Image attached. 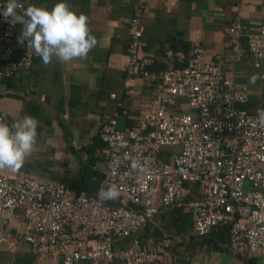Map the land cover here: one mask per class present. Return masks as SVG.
<instances>
[{
  "label": "built area",
  "instance_id": "obj_1",
  "mask_svg": "<svg viewBox=\"0 0 264 264\" xmlns=\"http://www.w3.org/2000/svg\"><path fill=\"white\" fill-rule=\"evenodd\" d=\"M27 1L18 3L27 8ZM6 4L0 0V93L4 80L38 58L26 44L16 51L20 29L2 15ZM143 13L144 0H135L125 72L149 79L152 95L140 102L130 126H118V111L103 115V169L96 192L74 191L26 172L12 178L0 173L5 250L13 252L22 240L31 253H47L62 264L158 263L163 247L141 244L138 233L160 207L175 204L189 209L196 235L226 225L228 250L264 256V103L252 111L241 108L249 99L248 86L227 74L249 56L264 79V20L252 25L236 15L224 27L227 56L193 40L185 51H166L165 68L153 73L155 57L143 51ZM0 121L6 122L1 116ZM133 159L140 169H132ZM112 184L120 196L102 200L101 188Z\"/></svg>",
  "mask_w": 264,
  "mask_h": 264
},
{
  "label": "crops",
  "instance_id": "obj_2",
  "mask_svg": "<svg viewBox=\"0 0 264 264\" xmlns=\"http://www.w3.org/2000/svg\"><path fill=\"white\" fill-rule=\"evenodd\" d=\"M134 1L66 0L77 14L82 12L89 17L92 34L97 38L87 59L69 63L53 60L44 66L38 57L30 68L4 80L0 116L11 125L32 115L39 126L32 156L19 172L0 170L1 174L12 178L26 172L74 191L96 192L103 169V144L99 137L103 115L118 111V126H130L139 113L140 102L149 98L153 90L149 79L125 72L128 20ZM57 2L28 0L26 4L51 10ZM236 15L252 25L261 22L264 0H144L143 51L155 57L151 72L165 68L166 51H185L193 40H199L214 55L227 56L229 44L224 27ZM17 25L21 34L22 25ZM13 44L20 52L26 42L22 45L17 38ZM250 66L251 58L246 56L227 74L248 86L249 99L239 106L252 111L264 103V79L259 70ZM253 74L259 77L255 85L249 84ZM17 213L18 222L22 223V213ZM223 228L215 227L208 235L198 236L192 230L189 209L174 204L160 207L146 229L138 233V239L143 245L163 247L162 260L154 264H264L262 255L228 250V232ZM0 264L62 262L47 253H31L29 245L20 240L13 252L0 247ZM109 264L121 263L115 260Z\"/></svg>",
  "mask_w": 264,
  "mask_h": 264
},
{
  "label": "clouds",
  "instance_id": "obj_3",
  "mask_svg": "<svg viewBox=\"0 0 264 264\" xmlns=\"http://www.w3.org/2000/svg\"><path fill=\"white\" fill-rule=\"evenodd\" d=\"M22 10V15L17 13ZM2 15L11 17L13 25H22L18 43L27 45L47 66L56 60L69 63L74 60H86L98 41L89 26V17L73 11L66 0H59L51 10L30 5L27 8L18 0H7ZM258 75L249 77V84L255 85ZM39 121L32 115H25L11 125L0 121V170L17 173L36 149ZM125 158H129L126 154ZM133 170L140 169L133 159ZM102 200H116L120 196L117 185L101 188Z\"/></svg>",
  "mask_w": 264,
  "mask_h": 264
},
{
  "label": "rangeland",
  "instance_id": "obj_4",
  "mask_svg": "<svg viewBox=\"0 0 264 264\" xmlns=\"http://www.w3.org/2000/svg\"><path fill=\"white\" fill-rule=\"evenodd\" d=\"M252 70H254L252 68V66H250ZM166 149L170 150V151H175V150H178V146H167Z\"/></svg>",
  "mask_w": 264,
  "mask_h": 264
},
{
  "label": "trees",
  "instance_id": "obj_5",
  "mask_svg": "<svg viewBox=\"0 0 264 264\" xmlns=\"http://www.w3.org/2000/svg\"><path fill=\"white\" fill-rule=\"evenodd\" d=\"M131 13H132V12H131ZM222 226L224 227L223 229H225V230L227 229V226H226V225H225V226L222 225ZM220 227H221V226H220ZM226 231L228 232V229H227Z\"/></svg>",
  "mask_w": 264,
  "mask_h": 264
}]
</instances>
